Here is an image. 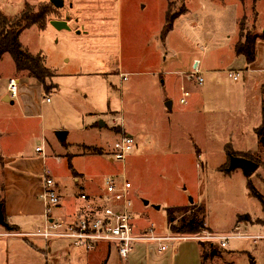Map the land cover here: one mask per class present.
<instances>
[{
    "label": "rangeland",
    "instance_id": "rangeland-1",
    "mask_svg": "<svg viewBox=\"0 0 264 264\" xmlns=\"http://www.w3.org/2000/svg\"><path fill=\"white\" fill-rule=\"evenodd\" d=\"M64 1L65 9L51 8L45 29L33 26L20 35L22 46L32 54L44 55L47 66L55 71L56 77L48 82L52 87L49 92L44 89L43 92L38 91L33 84H28L20 99L14 100L15 106L3 104L2 117L12 121L13 130L5 140L8 139L9 144L12 141L21 143L25 151L34 155L36 148L44 147L43 137L44 140L47 138L53 143L49 156L60 160H48L45 171L61 185L71 187L73 183L67 158L75 156L72 160L74 169L94 178L96 184L109 176L126 177L132 184L130 198L137 229L147 231L153 227L162 236L201 238L167 242L166 252H159L155 243L138 246L127 264H204L200 245L211 253L210 244L218 247L221 256L210 258L206 261L208 264H264L263 234L257 242L230 240L225 253L217 243L206 240L208 233H232V227L240 224L237 223L239 215L245 217L241 222L264 226L262 204L248 189V183H251L257 193L264 196V148L256 137L231 134L241 118L228 115L224 110L211 112L209 106L215 105L211 101L206 103L202 116H188L178 110L160 115L151 96L150 85L132 74L122 82L116 74L119 65L125 72H134L138 56L153 59L151 64L142 68L154 66L162 70L163 66H168L173 71L187 74L193 70V61L199 59L203 69L217 71L221 74L218 77L222 83L228 86L230 82L228 87L232 88V82L222 73L228 66H218L219 61L228 60L227 65L230 62V34L236 33L239 41L241 35L247 33L253 36L264 33L259 15L262 9L257 6L260 0ZM37 3L51 5L50 0H0V22L1 18H18L27 5ZM168 10L173 16L184 14L175 21L174 29L165 41L160 34L157 39L153 38L155 30L165 25ZM59 20L68 21L71 31L52 26V22ZM165 46L169 57L166 63L162 58ZM99 74L104 78L97 76ZM9 76L16 80L22 79L24 74L16 72L15 62L7 53L0 62V85ZM205 80V87L212 86V76L206 75ZM56 82L59 92L52 94L57 89ZM45 95L51 97V102L44 99ZM114 110H123L126 129L133 134L135 144L126 160L110 163L106 156L113 152L118 134L125 133L113 125L115 120H112L111 111ZM96 120L99 125L104 121L106 126L98 130L101 134L97 131L88 133L86 127ZM58 131L68 133L67 144L62 146L59 143ZM238 139L242 141L237 143ZM79 143L103 147L110 153L80 157L87 152L82 150L87 145ZM227 144L233 147L239 144L243 150L254 151L255 155L251 157L263 166V170L250 178L239 168L222 170V166L229 165L225 150ZM198 148L207 159L197 156ZM46 156L50 158L48 153ZM218 166L219 171L216 169ZM1 181L0 173V184ZM191 207L196 211L195 217H205L207 226L215 232L205 231L196 235L171 233L168 210L184 208L189 212ZM182 214L176 213L178 224ZM15 240L21 247V264L32 261L37 264H90L82 263L76 257L80 252L69 239L44 241L19 237ZM25 240L39 249L43 243L49 244L54 251L60 249L61 253L45 256ZM10 244L11 239H0L2 248ZM84 255L86 259L88 255ZM100 262L97 260L93 264ZM110 262L121 264L115 260Z\"/></svg>",
    "mask_w": 264,
    "mask_h": 264
},
{
    "label": "crops",
    "instance_id": "crops-1",
    "mask_svg": "<svg viewBox=\"0 0 264 264\" xmlns=\"http://www.w3.org/2000/svg\"><path fill=\"white\" fill-rule=\"evenodd\" d=\"M263 5H264V0H260L259 3L257 4L258 8L260 9L261 7L262 9L261 11L259 10L260 11L259 15L261 18V24L264 25ZM77 24H79L78 21ZM164 26L165 25H162L161 26L162 28H157V30H155V34L153 35V38L157 39L160 34L162 40L165 41V39H167V37L170 35V33L173 30L165 38H163L162 31L164 29ZM71 29L72 27H70L69 22L62 20V26L61 29L59 30L71 31ZM228 42H230V44L228 45L230 62L227 65L226 62L228 60L221 59L219 61L218 66H225V67L228 66V69L222 71V73L228 76L229 81H231L233 84L232 88L228 87L231 86V83L229 81H228L229 82L228 86L222 83L221 77H218V75L221 74H217V71L212 70L211 68L203 69V63L199 59H195L193 61L194 62L193 70L192 72L187 74L180 70L173 71L172 68L168 66H163L162 70H158L157 67L155 68L154 66H152L151 68L152 71L150 67L142 68L145 67V64L146 65L151 64L153 59L148 56L142 58L138 56L135 58L136 70L134 72L132 73L125 72V69H123L122 65H119L116 70V74L121 78L122 82L125 81L123 80L124 75H127L128 77L129 75L132 74L140 77V81H142V83L150 85L151 88L150 93L151 96L154 98V102L158 107V111L160 115H165L166 113L173 112L174 110H178L179 112L186 113L188 116H193V115L202 116L203 109L206 108V103L211 101L212 103L215 104L214 106H209V110H211V112L217 113L220 112L221 110L222 111L224 110L225 111L224 113H227L228 115H236V118L240 117L242 119V120L240 119L239 123H237V126L235 125L236 126L235 132L231 134H235L237 136H243L245 138L247 136L253 135L254 137H256L257 142L259 143L258 138L255 134V129H257L262 123V86L264 85V41L259 40L257 42L256 60L251 65L247 64L243 56H237L235 54L234 48L236 43L238 42L236 39V33L230 34L228 36ZM163 52L164 53L162 55V58L166 63L167 61H169L168 50L166 46L164 47ZM196 67L199 72L197 76L203 78L202 84H199L196 80L197 78L195 75ZM228 71L230 72L227 73ZM230 74L238 75V80H234L233 77L230 76ZM102 75L103 74H99L97 76L103 77ZM206 75L212 76V81H213L211 84L212 86L209 87L204 86V83L206 81L205 80ZM11 79L12 76L7 77L3 81L4 83L0 85V152L3 157V164L2 165L0 164V169H1L0 173L2 175V181L0 184V199L4 200L5 202L7 223L11 226L17 227L18 229L17 232L26 233V232L35 231V229H38L43 223L44 206L42 201L40 200V194L42 193L44 186L43 175L45 171V164L50 159L60 160V158H51L49 156V148H51V145H53V143L48 142L46 140L47 138H45L44 140V137H43L44 155L41 152H37L38 148L35 149L34 155H31L27 151H25V148L21 143H15L12 141V143L9 144L10 142H8V139L5 140V136L6 137L10 136L13 130L11 128L12 121L9 118L3 119L2 117L3 104L15 106L16 103L14 100L20 99L25 88L28 87L26 86L28 84H33L35 87H37L38 91L43 90V88L39 85V83L36 80L23 76L22 79H16L19 84V97L16 99L12 98V96L8 91L9 81ZM194 82L196 83L195 86L193 85ZM56 85H57V89H55L52 94L59 92V84L57 82ZM183 90L189 93V97L187 98V104L185 105L180 103L181 98H183ZM52 94H50V96H52ZM120 116L124 119L123 131L127 135L134 138L133 134L126 129V122H125L123 110L111 111L112 120H115ZM30 119L32 118H27V120ZM101 123L102 125H99L96 120V122L86 127V131L88 133L97 131L99 134H101L98 130L103 129V127L106 126V123L104 121H101ZM67 136L65 138V141L63 142L64 144L65 143L67 144L66 142ZM237 141H238L237 143H240L242 140L240 141L238 139ZM59 143L61 145L63 144L60 141ZM79 144H81L82 146L87 145V147L99 148L92 144H87V143H79ZM238 145L236 144L235 147L231 145V147L233 151L237 152L240 155L239 157H243L244 155H250L254 157L255 155L254 151L243 150L242 148H239L241 146ZM99 149H102L104 156H106L107 153H110L107 150H105L103 147ZM47 153L50 158H47L46 156ZM108 155L106 157H108ZM81 156H92V155H90L89 153L86 154L85 152L81 154L80 157ZM197 156L199 158L200 157L205 158L204 153L202 152L201 149L199 150ZM109 162L113 163L111 160ZM220 166H218L216 169L218 170ZM262 168L263 166H260L259 164V168L257 171L264 169ZM75 171L77 173L76 174L77 176L72 175L73 183L71 187L61 185L53 177L55 182L57 183L59 194L61 195V205L59 206V208H57L54 211L55 218L69 219V218H74L76 216H80L83 213L85 206L89 204L88 201L81 199L80 196L82 194H86L88 199L101 197L104 194L105 178L104 179L102 178L103 180L101 181V183L96 184L94 183L95 181L94 178L88 176L86 177L84 174L78 172L77 170ZM257 171L254 174H256ZM237 223L238 224L240 223L239 225L241 227L242 232L247 235H251V236H256V235L261 236L262 234L264 235V226L252 225L249 222L237 221ZM235 227L236 225L232 227L231 229L232 232L234 231ZM206 228L207 231L209 232H215L211 227L207 226V224H206ZM136 232H145V231H142V229H137L136 226ZM6 233H9V231H6L4 228L0 226V234H6ZM226 234L227 233H221L219 235H226ZM4 238L11 239V244L9 247L6 248H2L0 245V263L7 262V264H21L22 259L20 258L19 260V257H20V253L22 254V251H21V247L17 246L15 240L19 237L0 236V239H4ZM25 241L28 245L31 246V248H34V250H37L41 254L42 253L44 254V252L46 251L45 256L50 255L51 253H61L60 249L56 250L58 251L56 252L54 251V249L50 247L49 244L47 245L43 243V247L39 249L37 245L30 243V241L27 240ZM141 245H145V243H137L135 245L133 254L135 250H137V247ZM227 247L224 249V251H222L223 253H225ZM78 251L80 253H78V256L76 257L79 260H81L82 263L90 262V264H93L95 261L101 260L99 264H101L102 261L104 262V264H110L112 263L110 261L115 260V262L119 261L121 264H124L120 259L115 246L110 243H101L97 246L96 250L92 252H86L80 250ZM85 253L88 255L87 258L85 257L86 259L83 258V256H85L84 255ZM66 261L67 260H65V262ZM208 263L209 262H207L206 264ZM29 264H37V263L32 261L29 262ZM252 264L255 263L252 262Z\"/></svg>",
    "mask_w": 264,
    "mask_h": 264
},
{
    "label": "built area",
    "instance_id": "built-area-1",
    "mask_svg": "<svg viewBox=\"0 0 264 264\" xmlns=\"http://www.w3.org/2000/svg\"><path fill=\"white\" fill-rule=\"evenodd\" d=\"M198 69H195L196 80L203 83V78L197 76ZM234 80H238V75H231ZM127 75L123 80H127ZM8 91L12 98L19 97V84L15 79L9 81ZM189 93L183 90V98L180 103L187 104ZM44 99L50 102V96ZM114 126L124 128V119L120 116L113 122ZM118 140L114 143V150L108 155L112 162L126 160L127 156L134 148L135 140L126 133H119ZM44 149L38 148L37 152L44 155ZM43 191L40 200L44 206V220L36 231L20 233L9 232L0 234L6 237H27L40 238L44 241L51 239H69L77 250L86 252L95 251L101 243H110L115 246L117 253L124 264L135 249L137 243H155L159 252L167 251V242L174 240H199L200 236L176 238L175 236L158 235L153 227L145 232H136L135 217L133 214V204L130 198L132 184L123 177L109 176L104 179V194L101 197L88 199L86 194H82L81 199L88 201L83 213L80 216L69 219H59L54 217V211L61 205V195L58 191L57 183L48 171L43 175ZM262 236H251L242 233L240 225L228 235H218L208 233L206 240L217 243L220 248L225 249L230 240H253L257 242Z\"/></svg>",
    "mask_w": 264,
    "mask_h": 264
},
{
    "label": "trees",
    "instance_id": "trees-1",
    "mask_svg": "<svg viewBox=\"0 0 264 264\" xmlns=\"http://www.w3.org/2000/svg\"><path fill=\"white\" fill-rule=\"evenodd\" d=\"M51 8H54L52 4L49 6L43 5V3H37L33 6L27 5L25 11L18 18L14 20L1 18L0 22V62L3 60L5 54H10L15 62L16 72L19 74H24V76L36 80L43 87L45 92H49V90L52 89V87H49L50 85H48V82L56 76L55 71L47 66V61L44 55H42L41 53L36 55L32 54L22 46L20 35L24 30L29 29L33 26H38L40 29H45V24L48 22L47 19L49 17ZM186 11L187 10L185 9L184 13H186ZM184 13H181L179 16ZM179 16H173L171 15L170 10L167 11L166 23L162 31L163 38H165L173 30L175 21ZM259 40L264 41V33L259 36H253L249 33H247L246 35H241V39L236 43L234 48L235 54L237 56H243L248 65L253 64L256 60V46ZM255 134L258 138L259 144H261V146L264 148V85L262 86V123L257 129H255ZM83 149L86 150V153H89L90 155L102 156L104 154L102 149L96 147H84ZM225 150L229 163L231 156H240L237 152L233 151L230 144L226 145ZM243 157L254 161L253 158L249 155H244ZM67 160L72 175L77 176V173L72 164L73 158H67ZM0 164H3V157L1 155V152ZM228 167L227 165H224L222 166V170L228 171ZM248 189L250 190L252 196L259 199L264 211V198L259 193H257L256 189L252 186L251 183H248ZM0 203L2 204V212L4 214L5 221L7 222L5 202L4 200L0 199ZM191 208L192 210H189L191 214L190 216H185V214L189 212L184 208H175L168 210V227L172 234L196 235L207 231L205 217L200 219L195 217L196 211H194L193 207ZM176 213H183V217L180 220L179 224L177 223ZM244 218L245 217L239 216L238 222H241V220H243ZM4 229L9 232H17L18 230L17 227L11 225H9L8 228ZM200 246L202 249V261L204 264L210 258H214L215 256H219L221 254L216 245H209L210 249H212L211 253L204 250V245Z\"/></svg>",
    "mask_w": 264,
    "mask_h": 264
},
{
    "label": "water",
    "instance_id": "water-1",
    "mask_svg": "<svg viewBox=\"0 0 264 264\" xmlns=\"http://www.w3.org/2000/svg\"><path fill=\"white\" fill-rule=\"evenodd\" d=\"M50 3L56 9H62L65 6L64 0H50ZM52 25L57 29H61L62 22L61 21H54V22H52ZM100 125H102V123H100ZM56 136H57L58 140L61 143H63L65 141L66 136H67V132L66 131H58L56 133ZM238 168L243 171V173L246 177L250 178L258 170L259 164L256 163L255 161H252V160L244 158V157L231 156L228 171H232V170L238 169ZM0 226H2L4 228L9 227V224L5 221V217H4V214L2 212V204L1 203H0Z\"/></svg>",
    "mask_w": 264,
    "mask_h": 264
},
{
    "label": "flooded vegetation",
    "instance_id": "flooded-vegetation-1",
    "mask_svg": "<svg viewBox=\"0 0 264 264\" xmlns=\"http://www.w3.org/2000/svg\"><path fill=\"white\" fill-rule=\"evenodd\" d=\"M62 22V21H61Z\"/></svg>",
    "mask_w": 264,
    "mask_h": 264
}]
</instances>
